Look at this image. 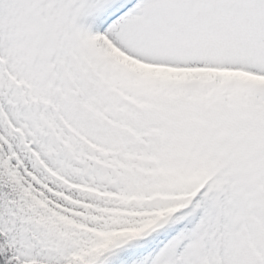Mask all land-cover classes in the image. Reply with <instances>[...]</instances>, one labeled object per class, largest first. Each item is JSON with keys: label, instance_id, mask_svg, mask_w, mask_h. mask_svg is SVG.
Segmentation results:
<instances>
[{"label": "snow or ice", "instance_id": "6c2138e0", "mask_svg": "<svg viewBox=\"0 0 264 264\" xmlns=\"http://www.w3.org/2000/svg\"><path fill=\"white\" fill-rule=\"evenodd\" d=\"M0 264H264V0H0Z\"/></svg>", "mask_w": 264, "mask_h": 264}]
</instances>
